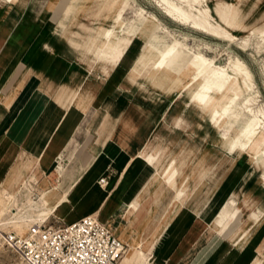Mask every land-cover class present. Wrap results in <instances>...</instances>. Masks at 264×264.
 Here are the masks:
<instances>
[{"label": "rangeland", "instance_id": "rangeland-1", "mask_svg": "<svg viewBox=\"0 0 264 264\" xmlns=\"http://www.w3.org/2000/svg\"><path fill=\"white\" fill-rule=\"evenodd\" d=\"M133 1L136 7H141L155 15L172 31L176 39H184V44L193 51L203 54L206 58L212 59L217 66L224 67L227 64V54L241 59L253 75L260 94L259 99H261H258V102L264 103V68H262L264 67V49H259V52L255 49V42L262 43L263 36L254 32L255 29H264V0H206L204 3L213 16L215 6L219 2L234 7L231 14L234 28L230 32L238 40L246 43V48L239 44L240 41L228 44L225 40L213 39L192 31L182 21L174 18L176 12L165 13L160 10L156 0ZM124 3V0L118 3L119 10L124 6ZM115 4L116 2H108V0H0V8L17 6L13 9L21 10L23 14L27 13L30 20L43 21L47 33L39 50L40 53H46L49 56L53 55L52 50L61 39L62 34L70 31V34L73 35L78 32L74 26L80 24L87 26L92 33L99 32L101 34L98 38L99 46H101L105 35L113 30L117 17L113 11ZM134 14V10H128L124 16L132 18ZM72 37L67 40L66 47H69L70 42L74 41ZM185 37H187L186 40ZM75 41L78 42V40ZM197 42L209 45L210 49L198 50L196 46L193 47ZM82 53L83 50L77 54L73 52L71 58L74 62L72 65L66 63L63 78L65 86L55 94L56 100L60 102L57 104V108L60 110L61 118L53 130L52 127L45 126L48 122L47 119L43 120L42 116L35 117V113L22 112V109L18 107L20 104H12L9 100L23 79L28 76L37 78L36 87L42 93L52 95L56 83L55 76L47 75L37 69L26 70L19 74L7 94H0V103H2L0 105V221L4 222L10 216L12 202L6 198L9 195H14L16 189H21L23 184L30 186L32 196H38L52 188L61 193L67 192L68 203L63 214L52 215L45 223L55 226L62 225L66 221L64 219L66 215L76 218L81 214V210L94 207L97 197L87 199L85 202L84 193L80 191L82 183L80 180L74 182L69 189L70 180L75 179L79 172L85 171L88 161L91 159L87 168L94 170V179L96 176L103 177V174L106 173L109 176L107 187L114 188L118 192L117 206L113 212V216H115L113 226L117 236L125 244L123 264L138 261L140 252L147 256L150 264H197V257L202 248L216 242L222 243V239L207 228V224L218 210L216 203L223 202L229 196L240 194L247 188L238 203L239 229L237 237L233 241H225L233 244L238 250L243 248L254 230L264 222V184L258 178L253 181L255 172L251 170L252 158L247 154L234 155L230 150L237 126L240 125L242 112L238 111L233 119H229L224 131L226 132L225 136L219 133L214 134L208 128L205 117L195 116L194 108L189 102L191 93H187L169 114L166 125L170 126L177 119L184 120L193 137L189 144L192 145V149L200 147L194 160L196 163L191 172L192 179L189 183L191 188L195 186L198 188L192 192L189 199L193 197L196 205L199 203H203V205L200 213L197 214L195 225L186 237L184 246V243L181 242L192 221L185 225L184 230H172L174 227L184 226V224H179L180 219H184V208L178 204L181 201V196L169 197V189L162 183L155 182L154 171L144 166L138 158L131 161L125 170H122L121 166L117 164L109 166L105 170L110 160L105 157L104 151L100 150L97 155L96 149L99 146L97 147L90 140L94 136L93 131L101 115L99 101L94 103L93 109L86 117H79V114H76V111L71 107L72 102H75V92L84 79H87L89 93L96 92L101 85L96 78L98 70L96 53L86 56ZM53 56L55 57V55ZM127 69L126 67L121 68L117 75L112 76V74L107 78V84L113 82V86L110 87L112 99L124 94L125 90H130L125 79L127 72L133 77H137L139 70L135 72L127 71ZM4 74L5 71L0 70V82L4 80ZM35 78L30 79L24 86L25 91L33 92ZM3 89L0 86V90ZM146 90V88L141 89L143 92ZM141 91L133 94L131 98L133 102H136V94H140ZM149 96L151 101H167L168 105L171 98L176 97V93H171L169 97L162 99L156 94ZM104 106H107L106 102L103 104ZM156 121L157 116L150 115L149 120L143 123L136 139H143ZM6 125H8L7 129H5ZM153 132L154 140L173 136V133L167 129ZM44 139L47 140L42 150H20L22 147H37L39 143H43ZM69 155H71L70 159H67ZM101 158L104 161H100ZM75 163L76 169L73 168ZM72 172L74 173L71 175ZM145 173L146 175L143 177ZM143 179V188L137 198L138 206L130 216H127V205L125 206L123 199L134 190L136 183ZM180 181H184L183 176L180 177ZM232 181L234 182L232 183ZM98 184L92 182L87 185L86 190H94V186ZM83 204L84 206H82ZM108 215L110 214H106L102 219ZM2 232H13L17 235H22L25 232L21 233L9 227H0V264H20L16 255L3 245ZM172 232H178L175 239H172ZM132 241H135L139 246H132ZM262 241L258 246L262 244ZM158 242L161 245L157 251Z\"/></svg>", "mask_w": 264, "mask_h": 264}, {"label": "bare ground", "instance_id": "bare-ground-1", "mask_svg": "<svg viewBox=\"0 0 264 264\" xmlns=\"http://www.w3.org/2000/svg\"><path fill=\"white\" fill-rule=\"evenodd\" d=\"M112 1L116 2L113 11L117 17L113 30L105 35L101 46L98 40L101 34L92 33L87 26L80 24L74 26L78 32L73 35L70 31L62 34L52 53L57 58H64L62 60L69 65L74 62L71 58L73 52L77 54L83 50L82 55L85 56L96 53L98 65L96 78L101 85L107 84L110 75H117L121 68L126 67L127 71L139 70L137 77H133L129 72L126 73L125 79L130 86L138 89L143 86L150 87L162 97L176 93V97L171 98V103L155 126L157 130H169L173 136L154 140L152 133L147 136L148 139L140 152L130 161L138 158L144 166L152 169L155 173L154 181L162 183L169 189V197L174 198L181 190L185 200L189 198L196 189V186L191 188L189 183L196 163L194 160L200 147L192 149V145L189 144L193 137L184 120H174L170 126H167L166 122L177 104L187 93H191L189 102L194 108L195 116L205 117L208 128L214 134L225 136L224 131L229 119H233L238 111L242 112L240 125L237 126L230 150L234 155L250 156L251 170L255 172L253 181L258 178L264 184V103L258 102L259 91L252 73L244 62L238 57L227 54V64L224 67L217 66L212 59L206 58L184 44V39H176L172 31L155 15L141 7H136L133 0H124V6L120 10L117 6L122 0H108V2ZM156 3L165 13L176 12L174 18L182 21L194 32L213 39L225 40L228 44L240 41L230 32L234 28L231 17L234 7L228 4L217 3L213 16L207 5H204L206 0H156ZM128 10L135 11L132 18L124 16ZM254 32L263 36L262 43L257 40L255 42V49L259 52V49H264V29H255ZM70 37L74 41L66 47ZM203 43L197 42L193 47L196 46L198 50L202 48L209 50V45ZM239 44L246 48V43L240 41ZM62 46L65 50L61 52L64 53L58 54V48ZM110 80H113L112 77ZM101 85L96 92L89 93L87 79L81 82L74 95L75 102L71 104L81 117L94 106ZM121 98L126 101L125 97ZM106 105L112 108L111 102H106ZM128 105L132 107V103ZM131 110L135 115H140L134 108ZM182 176L185 178V183L180 186ZM104 184H100L101 187ZM141 185L136 191V196L128 202L127 216H130L138 206V193L143 188V184ZM246 189L240 194L229 196L221 204L217 215L207 226L209 231L216 233L223 240L236 239L239 229L238 203ZM56 195L57 190L52 188L38 196H32L30 186L23 184L21 189H16L14 195L6 198L11 200L12 208L10 216L4 222L0 221V227H9L23 233L30 225L41 226L64 201V196H59L61 198L57 199ZM113 230L116 233L115 229ZM132 246L139 245L132 241ZM125 250L118 264H123ZM129 264H150V262L147 256L140 252L138 261Z\"/></svg>", "mask_w": 264, "mask_h": 264}, {"label": "crops", "instance_id": "crops-1", "mask_svg": "<svg viewBox=\"0 0 264 264\" xmlns=\"http://www.w3.org/2000/svg\"><path fill=\"white\" fill-rule=\"evenodd\" d=\"M14 7L17 6H12L6 9L0 8V48L2 47V49H0V70L5 71V81L2 80L0 82V86H2L4 89L0 90V94H7L19 74L26 70L37 69L41 70L47 75L55 76L56 83L54 85V92L52 95L42 93L36 87L38 82L37 78H35L34 76H28L23 79V81L17 88L15 94L9 100V102L12 104H20V106L18 107L22 109V112H27L28 114L35 113V117L42 116L43 120L47 119L48 122L45 124V126L49 128L52 127L53 130L61 118L60 110L59 108H57V104H60V102L56 100L55 94L62 87L65 86L63 85V78L65 75V66L67 64L62 60V58L54 57V54L52 56H49L46 53H40V46L42 45V42L44 41L47 33V30L44 28L43 21L41 20V22H39V20H30V17L27 13L23 14V11L21 10H14ZM64 50L65 49L63 46L59 47L58 54L64 53L61 52ZM1 55L3 56L1 57ZM32 78L36 79L33 92L25 91L24 86ZM127 85L128 88H130L131 90H125L124 94L117 96L115 99H112L110 96V87H112L113 84H103L96 100V102L99 101L100 103L101 115L93 131L94 136L93 138H90V140L92 143H95L97 147H100L96 149L98 151L97 155H99L101 150V152H105V157L109 158L110 161L108 162L105 170H107L109 166H115L116 164L121 166L122 170H125L127 165L131 162L130 159L140 152V150L146 143L148 137L152 133H154L153 131L157 130L155 126L158 123L162 114L166 111L167 107L169 106V104L167 105L166 101H151V99H149V95L158 94L152 91L150 87L148 88L143 86L142 88L147 89L145 92H143L141 91L142 88L138 89L136 87L130 86L129 84ZM138 91L141 92L140 94H136V102H133L131 98L133 97V94ZM121 97H125L126 101L123 100ZM160 97L161 99L167 98L162 96ZM105 102H111L112 108H109L108 106L103 107V104ZM128 103H132L131 108H134L136 111H138L140 115H135L129 107ZM0 105H2V103H0ZM91 109H93V107H91L83 117H86ZM76 114L78 113L76 112ZM150 115L157 116V121L152 127H150L144 139H136L138 138L136 136L140 132L141 127L143 125L142 123L148 121ZM79 117H81V115H79ZM7 128L8 125H6L5 129ZM46 140L47 139H44L43 143L38 144L40 147H22L20 150H42L46 145ZM70 156L71 155L67 156V159H69ZM110 156L112 157L111 159ZM100 161H104V159L101 158ZM90 162L91 159L88 161V165L86 166L85 171H82L81 173L79 172V174L76 175L75 179L70 180L69 189L73 186L74 182L80 180L82 182L80 191L84 193V201L86 202L87 199L97 197L96 205L90 209H85L83 211L81 210V214L76 218H72V215H66V217L64 218L66 220L65 223H70L86 214H92L100 222H110L112 228L115 229L113 226L115 222V216H113V212H115L116 210L115 207L117 206L116 200L118 197V192L115 191L114 188L107 187L109 176H107L106 173L103 174V176H106V183L104 184V186L101 187V185L98 184L100 176H96L94 179V170L87 168L90 165ZM76 167L77 165L75 163V166L73 168L76 169ZM73 173L74 172H72L71 175ZM145 175L146 173L143 175V177H145ZM143 181L144 180L137 182L134 187V190L128 193L127 196L123 199L125 206L128 205V202L136 196V191L142 186L141 184L143 183ZM92 182H95V184L97 183L98 185L94 186V190L87 191V185ZM233 182L234 181H232V183ZM184 183L185 178L183 182L180 181V186ZM137 186L138 188L136 189ZM197 188L198 187H196V189ZM141 191L142 190L139 191L138 195ZM59 196H64V201L50 216L55 214L61 215L67 208V192L63 191L61 193L57 190L56 198L60 199L61 197ZM176 196H181V201L178 202V204L182 205L184 208V219H180L179 224H184V226L174 227L172 228V230H184L185 225L189 221H192L189 230L187 231L186 235L184 236L181 242L182 244L184 243L185 246L186 237L195 225L197 221V214L200 213L203 203H199L198 205H196L195 199L193 197L191 199L187 198L185 200V195L182 194L181 190L176 194ZM223 202H225V199ZM223 202L216 203V205L218 206V210L212 216L209 223L217 215ZM82 206H84V204ZM106 214L110 215L102 219V217H104ZM114 234L117 236L116 233ZM177 234L178 232H172V239H175ZM263 237L264 222L256 231H254V233L246 242L245 246L240 250L236 249L233 244L225 242L227 240L223 239L222 243L216 242L211 246H205L198 254L197 264H264ZM261 241L262 244L258 246ZM160 242H158V244L156 245L157 251L161 245ZM256 248L258 253L256 252Z\"/></svg>", "mask_w": 264, "mask_h": 264}, {"label": "built area", "instance_id": "built-area-1", "mask_svg": "<svg viewBox=\"0 0 264 264\" xmlns=\"http://www.w3.org/2000/svg\"><path fill=\"white\" fill-rule=\"evenodd\" d=\"M99 183H106V176ZM1 237L21 264H118L125 250L111 223L92 214L57 226L30 225L22 235L2 232Z\"/></svg>", "mask_w": 264, "mask_h": 264}]
</instances>
